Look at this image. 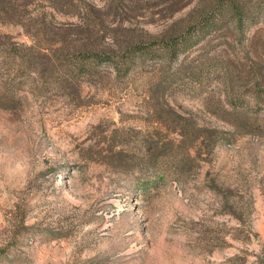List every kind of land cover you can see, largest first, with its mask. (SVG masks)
Listing matches in <instances>:
<instances>
[{
  "label": "rangeland",
  "instance_id": "rangeland-1",
  "mask_svg": "<svg viewBox=\"0 0 264 264\" xmlns=\"http://www.w3.org/2000/svg\"><path fill=\"white\" fill-rule=\"evenodd\" d=\"M204 1L128 0L104 28L160 37ZM247 2L242 30L87 78L43 54L77 18L0 14V264H264V0Z\"/></svg>",
  "mask_w": 264,
  "mask_h": 264
},
{
  "label": "trees",
  "instance_id": "trees-1",
  "mask_svg": "<svg viewBox=\"0 0 264 264\" xmlns=\"http://www.w3.org/2000/svg\"><path fill=\"white\" fill-rule=\"evenodd\" d=\"M127 2L106 0L102 9H96L88 0H0V14L25 27H53L56 14L77 18L78 23L70 25L76 38L66 35L67 32L61 39H54L49 52L43 54L52 61L62 62L68 73L86 78L92 76L93 69L101 65L107 66L115 74L125 75L136 56L160 54V58H176L192 43L224 23L236 25L238 27L235 28L242 30L245 22L254 19L253 12H250L251 15L247 13V0H207L198 3L186 17L160 37L146 40L134 35L130 29L123 34L113 29L107 32L104 28L109 27L107 18L123 16L127 12ZM176 2L169 4L173 10L178 8ZM47 15L51 16V20L47 19ZM109 34L112 41L107 36ZM106 39L112 42L108 44L110 46L104 45Z\"/></svg>",
  "mask_w": 264,
  "mask_h": 264
}]
</instances>
